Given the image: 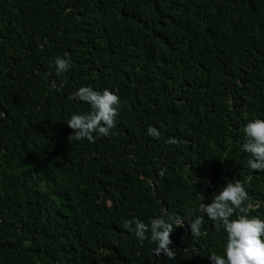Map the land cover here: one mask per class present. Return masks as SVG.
I'll use <instances>...</instances> for the list:
<instances>
[{
  "label": "trees",
  "instance_id": "obj_1",
  "mask_svg": "<svg viewBox=\"0 0 264 264\" xmlns=\"http://www.w3.org/2000/svg\"><path fill=\"white\" fill-rule=\"evenodd\" d=\"M85 85L122 104L112 134L68 141ZM253 118L264 0H0V264H211L226 233L201 202L239 179L264 218V171L241 147ZM165 213L202 217L200 236L170 234L171 260L123 228Z\"/></svg>",
  "mask_w": 264,
  "mask_h": 264
},
{
  "label": "clouds",
  "instance_id": "obj_2",
  "mask_svg": "<svg viewBox=\"0 0 264 264\" xmlns=\"http://www.w3.org/2000/svg\"><path fill=\"white\" fill-rule=\"evenodd\" d=\"M70 58L65 53L54 58L57 74L66 72L70 67ZM69 99L86 102L90 111L72 112L66 124L73 131L68 141L87 140L93 142L98 137L112 134L115 118L122 104L119 95L108 88L97 90L90 85L80 86L70 94ZM244 142L241 145L244 152L249 154L247 167L264 171V118H253L243 126ZM147 133L159 137L160 132L154 126L147 128ZM178 141L169 137L168 144ZM248 192L239 179H233L223 184L218 192L212 194L210 202H201L199 211L216 226L226 233L223 254L209 253L211 264H264V218L250 215L245 201ZM188 227L192 236L201 235L202 217L200 215L185 216L165 213L143 220L132 217L123 221V228L131 231L138 243L145 239L154 243L152 249L157 257L164 256L170 260L175 257L174 247H170V234L174 229Z\"/></svg>",
  "mask_w": 264,
  "mask_h": 264
}]
</instances>
